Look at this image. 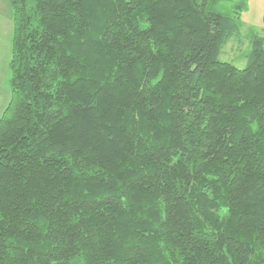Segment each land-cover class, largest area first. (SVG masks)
Instances as JSON below:
<instances>
[{"label": "trees", "instance_id": "16d2710c", "mask_svg": "<svg viewBox=\"0 0 264 264\" xmlns=\"http://www.w3.org/2000/svg\"><path fill=\"white\" fill-rule=\"evenodd\" d=\"M214 1L10 0L0 264H264V35L221 60Z\"/></svg>", "mask_w": 264, "mask_h": 264}, {"label": "rangeland", "instance_id": "374dc122", "mask_svg": "<svg viewBox=\"0 0 264 264\" xmlns=\"http://www.w3.org/2000/svg\"><path fill=\"white\" fill-rule=\"evenodd\" d=\"M208 8L213 12L236 16L239 19V35L232 36L225 41L219 57L221 60L231 62L239 68L244 67L246 53L249 49V35L252 33L264 35L262 22L264 0H217L211 2Z\"/></svg>", "mask_w": 264, "mask_h": 264}, {"label": "crops", "instance_id": "0c3cea01", "mask_svg": "<svg viewBox=\"0 0 264 264\" xmlns=\"http://www.w3.org/2000/svg\"><path fill=\"white\" fill-rule=\"evenodd\" d=\"M13 33L12 8L10 0H0V117L11 99L9 86L11 42Z\"/></svg>", "mask_w": 264, "mask_h": 264}]
</instances>
